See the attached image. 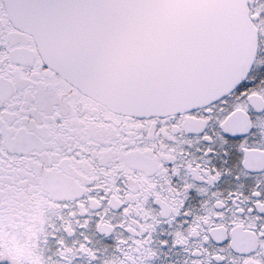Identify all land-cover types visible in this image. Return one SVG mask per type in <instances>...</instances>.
<instances>
[{
  "label": "snow or ice",
  "instance_id": "snow-or-ice-1",
  "mask_svg": "<svg viewBox=\"0 0 264 264\" xmlns=\"http://www.w3.org/2000/svg\"><path fill=\"white\" fill-rule=\"evenodd\" d=\"M0 264H264V0H0Z\"/></svg>",
  "mask_w": 264,
  "mask_h": 264
}]
</instances>
